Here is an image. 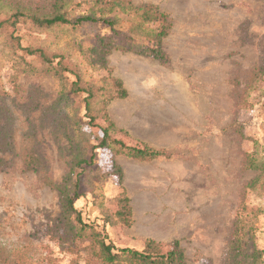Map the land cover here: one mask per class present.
<instances>
[{"label":"rangeland","instance_id":"1","mask_svg":"<svg viewBox=\"0 0 264 264\" xmlns=\"http://www.w3.org/2000/svg\"><path fill=\"white\" fill-rule=\"evenodd\" d=\"M127 1L166 15L165 64L112 51L103 68H91L85 61L94 45L91 34L66 27L47 35L19 30L23 45L69 55L86 69V80H120L126 97L105 109L117 131L111 138L167 152L142 163L96 150L100 171L91 175L110 173L114 164L122 180L92 176L88 190L74 201L75 210L115 248L142 251L153 240L167 252L178 242L185 264H226L232 224L245 204L260 210L253 225L264 264V187L250 189L258 173L244 167L245 155L264 157V76L251 80L252 71L264 65V0ZM89 7L82 5L77 13ZM117 14L114 28L126 33L132 14ZM95 32L110 34L103 25ZM58 96L51 76L12 69L0 55V125L12 139L5 153L0 145V264H100L92 256L95 238L89 230L71 228L50 187L62 182L77 152L68 140L78 136L68 120L73 112L57 105ZM31 149L46 164L44 172L23 170L19 153ZM122 192L126 219L116 214Z\"/></svg>","mask_w":264,"mask_h":264},{"label":"trees","instance_id":"2","mask_svg":"<svg viewBox=\"0 0 264 264\" xmlns=\"http://www.w3.org/2000/svg\"><path fill=\"white\" fill-rule=\"evenodd\" d=\"M82 5L90 7L83 13H77V9ZM111 12H114L113 16H109ZM117 12L124 15L132 14L126 33L114 28L119 23ZM97 25L109 28L110 34H96ZM58 27L82 31L93 36L94 45L85 53L86 65L91 68H103L106 64V55L112 51L133 53L165 64L161 42L168 31L166 15L152 5L134 6L127 0H84L78 4L67 0H50L47 6L23 0H0V55L7 58L12 69H20L27 74H46L55 79L59 86L57 105L69 108L73 112L68 120L78 136L74 135V141L71 137H68V140L69 144H74L77 152H74L62 182L58 185L50 184V187L57 191L61 216L68 221L72 220L71 228L76 230L75 232L89 230L95 238L92 256L100 264H185L178 242L172 243L167 252L153 240H147L142 251L118 249L107 241L105 235L95 231L92 225H86L81 221L80 214L75 210L74 201L83 196L85 188L88 190V182L92 176L95 179H105L114 175L119 183L122 180L121 171L114 164L110 173L100 172L101 175H91V170L100 171L97 166L96 150L106 149L114 156L120 155L142 163L167 157V152L145 145L129 146L123 140L111 138L110 133L117 131L115 132L112 123L107 119L105 109L111 101L126 97V90L120 80L111 76L99 80H86L84 75L86 69H82L69 55L49 51L40 44L23 45L22 37L19 35L20 29H26L31 34L47 35ZM139 35L144 42L137 38ZM252 72L251 80L262 79L264 65ZM60 110L62 111L61 108ZM99 122L106 123L107 126L102 127ZM59 125L62 128L65 126L64 123ZM56 129L60 130L58 126ZM11 141V137L6 133V127L0 125L2 153L11 147ZM33 151L31 149L19 153L23 170L44 172L46 164L43 159L36 157L34 154L36 152ZM244 167L258 173L248 187L250 189L264 187V157L257 159L255 153L247 154L244 156ZM123 194L124 192L118 197L119 209L116 214L126 219L129 207L126 205L128 200ZM239 208L227 242L226 264H261L263 251L256 246V229L253 225V219L260 214V210L245 204H241ZM104 223L111 224L109 221Z\"/></svg>","mask_w":264,"mask_h":264}]
</instances>
